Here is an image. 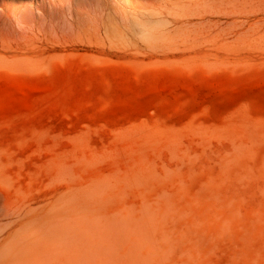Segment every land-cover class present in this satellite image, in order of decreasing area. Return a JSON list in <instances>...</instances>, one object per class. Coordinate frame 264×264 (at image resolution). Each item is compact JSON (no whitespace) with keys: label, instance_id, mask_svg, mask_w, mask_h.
Returning a JSON list of instances; mask_svg holds the SVG:
<instances>
[{"label":"rangeland","instance_id":"1","mask_svg":"<svg viewBox=\"0 0 264 264\" xmlns=\"http://www.w3.org/2000/svg\"><path fill=\"white\" fill-rule=\"evenodd\" d=\"M0 264H264V0H0Z\"/></svg>","mask_w":264,"mask_h":264},{"label":"bare ground","instance_id":"2","mask_svg":"<svg viewBox=\"0 0 264 264\" xmlns=\"http://www.w3.org/2000/svg\"><path fill=\"white\" fill-rule=\"evenodd\" d=\"M204 1H205V0H204ZM183 2H184V1H183ZM93 5H94V4H93ZM90 6H92V5H90ZM101 7H102V6H101ZM158 11H159V10H158ZM205 11H206V10H205ZM205 11H204V12H205ZM219 11H220V10H219ZM206 12H207V11H206ZM222 13H223V12H221V14H222ZM98 14H99V13H98ZM125 14H126V13H125ZM203 14H204V13H203ZM207 14H208V13H207ZM209 14H210V13H209ZM211 14H212V13H211ZM217 14L219 15V13H217ZM217 14H216V15H217ZM162 16H163V15H162ZM169 16H170V15H169ZM67 17H68V16H67ZM185 17H187V16H185ZM192 17H193V16H192ZM68 18H69V17H68ZM182 19H183V18H182ZM67 20H68V19H67ZM167 20H168V19H167ZM201 22H202V21H201ZM201 22H200V25L196 24L195 26H197V27H198V26H201V25L203 26V24H202ZM218 22H219V21H218ZM224 22H225V21H224ZM163 23H164V22H163ZM211 23H212V22H211ZM214 23H215V22H214ZM214 23H213V24H214ZM221 23H222V22H221ZM184 24H185L184 27H185V30H186V29L188 28V27L186 28V26L190 25L191 23H190V22H184ZM192 24H193V23H192ZM192 24H191V25H192ZM194 24H195V23H194ZM206 24H207V23H206ZM216 24H217V23H216ZM216 24H215V26H216ZM95 25H96V24H95ZM167 25H168V24H167ZM169 25H170V24H169ZM204 26H205V24H204ZM204 26H203V27H204ZM217 26H218V24H217ZM144 27H145V26H144ZM176 27H177V26H176ZM203 27H202V28H203ZM211 27H213V26H211ZM125 28H126V27H125ZM156 28H157V27H156ZM177 28H182V26L179 25V27H177ZM209 28H210V27H209ZM213 28H214V27H213ZM213 28H212V29H213ZM93 29H94V28H93ZM172 29H173V28H172ZM205 29H206V28H205ZM91 30H92V29H91ZM152 30H153V29H152ZM170 30H171V29H170ZM175 30H177V31L174 32L175 34H176V32H178V33L180 34L181 30H179V29H175ZM182 30H184V28H182ZM185 30H184V31H185ZM195 30H196V29H195ZM200 30L202 31V29H199V30H196V31H193V32H196V34H198V31H200ZM222 30H224V28H223ZM89 31H90V29H89ZM89 31H88V32H89ZM123 31H124V30H123ZM168 31H169V30H168ZM203 31H204V30H203ZM216 31H217V30H216ZM148 32H149V31H148ZM161 32H162V31H161ZM166 32H167V30H166L165 32H162V34L159 35V38H158V35H157V34H154V35L151 34V33H150V34H151L152 36H154V37L157 35V37H155V38L153 37V39H155V41H156V39H157V38L160 39V37H161V39H164L163 37H165V36L167 35ZM182 32H183V31H182ZM182 32H181V33H182ZM214 32H215V30H214ZM214 32L212 31V33H214ZM217 32H218V31H217ZM221 32H222V31H221ZM221 32L219 31V33H221ZM74 33H75V32H74ZM163 33L166 34V35L163 36V35H164ZM174 33H173V35H174ZM178 33H177V34H178ZM183 33H185V32H183ZM170 34H171V33H170ZM179 34H178V35H179ZM223 34H224V33H223ZM146 35H148L149 38H150V36H151V35L149 36V34H146ZM173 35H172V40H173V38H174V39L176 38V37H173ZM170 36H171V35H170ZM179 36L181 37V35H179ZM184 36H185V34H184ZM203 36H204V35H203ZM214 36H215V35H214ZM123 37H124V36H123ZM127 37H128V36H127ZM185 37H186V36H185ZM207 37H209V36H207ZM151 38H152V37H151ZM122 39H123V38H122ZM125 39H126V37H125ZM158 39H157V40H158ZM161 39H160V41H161ZM221 39H222V38H221ZM202 40H203V39H202ZM158 41H159V40H158ZM165 41H167V40H166V37H165ZM168 41H170V40H168ZM186 41H187V40H186ZM127 42H128V41H127ZM162 42H163V41H162ZM174 43H175V41H174ZM175 44H176V43H175ZM167 47H168V46H167ZM99 61H100V60H99Z\"/></svg>","mask_w":264,"mask_h":264}]
</instances>
